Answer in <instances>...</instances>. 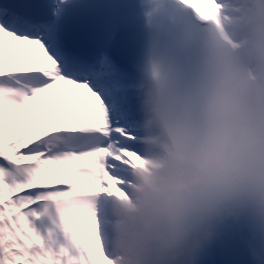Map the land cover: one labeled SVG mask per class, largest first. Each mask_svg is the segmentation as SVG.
Segmentation results:
<instances>
[{"label": "clouds", "instance_id": "obj_1", "mask_svg": "<svg viewBox=\"0 0 264 264\" xmlns=\"http://www.w3.org/2000/svg\"><path fill=\"white\" fill-rule=\"evenodd\" d=\"M141 0L138 155L94 201L111 264H197L227 227L264 264V0Z\"/></svg>", "mask_w": 264, "mask_h": 264}, {"label": "snow or ice", "instance_id": "obj_2", "mask_svg": "<svg viewBox=\"0 0 264 264\" xmlns=\"http://www.w3.org/2000/svg\"><path fill=\"white\" fill-rule=\"evenodd\" d=\"M111 74L67 57L55 25L0 6V264H111L93 205L123 193L138 155Z\"/></svg>", "mask_w": 264, "mask_h": 264}, {"label": "bare ground", "instance_id": "obj_3", "mask_svg": "<svg viewBox=\"0 0 264 264\" xmlns=\"http://www.w3.org/2000/svg\"><path fill=\"white\" fill-rule=\"evenodd\" d=\"M219 235H224L228 240H230L231 244L228 245L229 247H231L232 244L238 245L239 252L237 256L243 264H256L257 261L253 258V255L248 248V242L244 239L243 234L235 229L226 227ZM211 259L212 261L216 260L214 257V247L212 244L202 254L197 264H205L207 260Z\"/></svg>", "mask_w": 264, "mask_h": 264}]
</instances>
